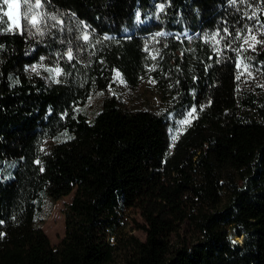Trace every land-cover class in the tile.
Wrapping results in <instances>:
<instances>
[{
    "label": "trees",
    "instance_id": "16d2710c",
    "mask_svg": "<svg viewBox=\"0 0 264 264\" xmlns=\"http://www.w3.org/2000/svg\"><path fill=\"white\" fill-rule=\"evenodd\" d=\"M261 8L50 0L46 10L84 24L87 40L59 29L0 34V264H111L117 249L129 252L126 264H264V45L235 50L245 25L264 40ZM254 10L259 21L248 18ZM70 40L78 58L57 62ZM143 81L158 106L141 96ZM93 91L94 117L73 113ZM73 188L52 245L42 201ZM130 208L140 210L144 240L121 237Z\"/></svg>",
    "mask_w": 264,
    "mask_h": 264
},
{
    "label": "rangeland",
    "instance_id": "374dc122",
    "mask_svg": "<svg viewBox=\"0 0 264 264\" xmlns=\"http://www.w3.org/2000/svg\"><path fill=\"white\" fill-rule=\"evenodd\" d=\"M4 9L7 10V6H4ZM47 12L56 14L57 20L62 21V23L58 24L57 27H54V28H50V29L45 28L44 35L36 34V35H30V36L43 37L50 30L59 29L60 32H62L63 34H66L65 36H68L67 38L69 37L70 39L74 38L72 40L74 42L75 40H84L83 36L85 33H87L88 38H89L88 29L86 28L84 24L74 25L70 23L69 21L63 19L64 17H62L58 13H53L50 11H47ZM13 15L14 16L18 15L15 12V10H13ZM55 23L57 22L49 20V25L55 24ZM13 32H15V29L13 30ZM25 34L29 35L27 32H25ZM67 43L68 44H66V47H67L66 51L63 54L56 55L55 58L57 62H63V60L73 61L78 58L79 53L74 48L75 44L71 43V40L70 42H67ZM69 49L72 50L71 59H69L67 55V52ZM139 91H140L141 96L149 103V105L158 106L161 103V97L154 90L150 82L148 81L141 82L139 85ZM121 96H122V99L129 101L130 95L125 90H121ZM100 107H101V93L93 91L88 96L87 100L83 104L77 105L74 108L73 113H81L85 115L89 120H91L94 117V115L100 110ZM66 136H68L67 132L62 131V132H59L57 135H55L53 138L52 137L45 138L41 142L40 149L44 150L48 148L50 145L54 144L55 142L63 140ZM74 192H75V188H73L68 195L63 196L56 201H51L47 198H45L42 201V207L39 213V217L43 220L42 229L44 230V232L50 239V242L52 245L56 246L64 236V232H65L64 210L66 206L71 202ZM143 224H144V220L140 213V210L137 208H130L126 212V216L124 219V226H125L124 234H122L121 237L125 238V236H129L131 234L139 240H144L145 233L142 228ZM174 237L176 240L177 235H175ZM231 238L233 242L241 243L242 241L241 237H237V235H231ZM128 257H129L128 251L126 250L122 251V250L117 249L114 255V259L111 264H126V260L128 259Z\"/></svg>",
    "mask_w": 264,
    "mask_h": 264
},
{
    "label": "snow or ice",
    "instance_id": "6c2138e0",
    "mask_svg": "<svg viewBox=\"0 0 264 264\" xmlns=\"http://www.w3.org/2000/svg\"><path fill=\"white\" fill-rule=\"evenodd\" d=\"M231 2L235 4L236 0H231ZM242 2H248V0H242ZM261 3H264V0H261ZM48 4H50V0H0V34L13 32L15 29V31L19 34H24L27 32L29 35H44L45 28L50 29L57 27V25L61 24L62 21L57 20L56 14L48 13L45 10ZM4 6H7V10L4 9ZM159 8L161 11H163L164 5H159ZM13 10H15L18 15L14 16ZM259 10L264 11V8ZM248 18L259 21V17L257 16L255 10ZM137 19H139V15H137ZM49 20L56 21L57 23L49 25ZM260 29H264V23H260L259 29H257V31ZM223 31L228 33L227 28H225ZM218 35L219 32H217L212 37V39L215 40L216 36ZM229 35H231V33H229ZM261 35H264V32H261ZM241 36H243L242 43L238 49H235L238 53L247 50L244 48V45H247L248 49L253 51H255L257 44L264 45V40H258L256 35L253 34L252 28H249L247 25H245V28L236 35L235 39L239 40L241 39ZM83 39H88L87 33L84 34ZM216 43H219V40H217ZM225 46L231 47V43H228ZM0 48H3V45H0ZM67 55L69 59L72 58L71 49L68 50ZM35 67L36 66H33V70H35ZM237 67L239 68L240 64H237ZM244 71H247L248 74L251 75V72L249 71V65H244ZM117 76H119V73H117ZM262 87H264V85H262ZM195 112L196 108H192V110L188 113V117L190 119L181 121V124H189L191 122V118H193V113Z\"/></svg>",
    "mask_w": 264,
    "mask_h": 264
}]
</instances>
